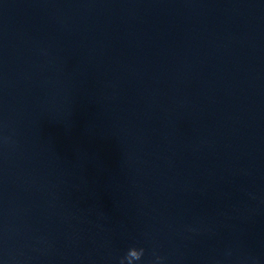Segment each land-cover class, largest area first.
Listing matches in <instances>:
<instances>
[{
  "label": "clouds",
  "instance_id": "1",
  "mask_svg": "<svg viewBox=\"0 0 264 264\" xmlns=\"http://www.w3.org/2000/svg\"><path fill=\"white\" fill-rule=\"evenodd\" d=\"M144 249L143 248H130L126 254V256L122 257L120 260V264H125V261H127V264H131L130 261V255H132L133 252H135V259L138 261L140 260L144 255ZM162 257L156 256V259L152 262V264H159L160 261H162Z\"/></svg>",
  "mask_w": 264,
  "mask_h": 264
}]
</instances>
